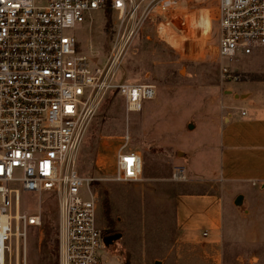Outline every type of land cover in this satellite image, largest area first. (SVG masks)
<instances>
[{
	"label": "rangeland",
	"instance_id": "obj_1",
	"mask_svg": "<svg viewBox=\"0 0 264 264\" xmlns=\"http://www.w3.org/2000/svg\"><path fill=\"white\" fill-rule=\"evenodd\" d=\"M217 11L216 0H182L176 14L187 18L190 29L161 26L158 32L149 22L126 54L118 78L154 85L155 97L141 111L127 114L121 99L109 93L79 148V173L100 178L93 187L101 231L121 233L108 248L110 257L124 264H177L176 198L200 192L222 200V264H264V185L226 182L211 170V163L216 166L215 129L223 122L226 99L232 98L231 86L264 78V49L221 61ZM107 14L93 11L75 30L81 49L98 62L108 54L115 27ZM233 112L232 120L238 121L240 109ZM126 133L127 148L142 158V174L134 182L114 180L115 153ZM19 207L21 213L40 214V223L26 228L25 239H12L13 263L58 264L54 195L22 192Z\"/></svg>",
	"mask_w": 264,
	"mask_h": 264
},
{
	"label": "built area",
	"instance_id": "obj_2",
	"mask_svg": "<svg viewBox=\"0 0 264 264\" xmlns=\"http://www.w3.org/2000/svg\"><path fill=\"white\" fill-rule=\"evenodd\" d=\"M181 1L0 0V264H18L12 239H25L26 228L40 223V214L20 212L22 192L54 195L58 264H124L104 243L93 187L100 178L79 173L78 151L109 93L127 114L155 97L154 85L122 81L118 73L149 22L158 32L192 27L176 14ZM216 2L221 61L264 49V0ZM93 11L114 17L102 62L89 57L75 35ZM128 142L126 133L115 153L119 182L142 174L141 155Z\"/></svg>",
	"mask_w": 264,
	"mask_h": 264
},
{
	"label": "crops",
	"instance_id": "obj_3",
	"mask_svg": "<svg viewBox=\"0 0 264 264\" xmlns=\"http://www.w3.org/2000/svg\"><path fill=\"white\" fill-rule=\"evenodd\" d=\"M231 90L228 94L233 99H226L223 122L215 129V135L219 134L212 147L216 166L211 163V170L226 182L264 185V78H247L234 83ZM235 108L241 111L238 121L232 120ZM222 221L219 196L179 194L175 204L177 264H222L218 250Z\"/></svg>",
	"mask_w": 264,
	"mask_h": 264
},
{
	"label": "water",
	"instance_id": "obj_4",
	"mask_svg": "<svg viewBox=\"0 0 264 264\" xmlns=\"http://www.w3.org/2000/svg\"><path fill=\"white\" fill-rule=\"evenodd\" d=\"M119 238H121V233L118 232V233H114L111 235H105L103 237V240H104L105 245L108 247L113 241H116Z\"/></svg>",
	"mask_w": 264,
	"mask_h": 264
},
{
	"label": "flooded vegetation",
	"instance_id": "obj_5",
	"mask_svg": "<svg viewBox=\"0 0 264 264\" xmlns=\"http://www.w3.org/2000/svg\"><path fill=\"white\" fill-rule=\"evenodd\" d=\"M105 235H111V234H106V233H104V235H103V237L105 236ZM115 241H113L112 243H114ZM111 243V244H112ZM111 244L108 246V248L111 246Z\"/></svg>",
	"mask_w": 264,
	"mask_h": 264
}]
</instances>
